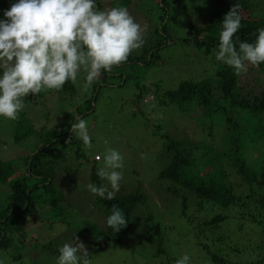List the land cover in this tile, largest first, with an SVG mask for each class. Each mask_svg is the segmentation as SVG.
<instances>
[{
  "label": "rangeland",
  "instance_id": "1",
  "mask_svg": "<svg viewBox=\"0 0 264 264\" xmlns=\"http://www.w3.org/2000/svg\"><path fill=\"white\" fill-rule=\"evenodd\" d=\"M99 1L103 11L112 8L113 2L117 0ZM165 2L167 14L161 8L160 0H130L126 6L137 23L148 25L145 39L169 36L167 45L159 50L158 58L153 59L150 65L129 64L104 79L100 77L87 88L84 80L86 73L81 71L73 82L75 91L45 93L42 90L43 95L37 102L23 100L25 107L20 112L24 113L29 125L36 130L42 126L44 129H71V123L76 122L73 116L84 119L89 128L92 147L85 146L73 133L75 143L56 145L53 152L50 151L45 157L51 160L48 169L52 172L56 193L64 200L48 212L53 220L49 221L50 224H38L40 219H30L33 229L28 231L27 238L31 240L32 248L27 245L22 251L21 260L13 259L12 256L10 258L8 253H4L0 264H56L58 248L70 243L75 233L90 253V264H174L184 254L191 257L190 264H212L206 248L209 242L204 234L196 237L193 226L180 216L177 201L163 200L161 188L164 183L158 178L165 162L161 157V134L166 133L175 139L184 140L189 137L192 141L206 144L205 141L209 142V139L204 141L202 125L212 123L214 135H221L223 125L216 116H200L199 109L188 114V111L180 110L167 100L165 104L159 102L165 100L164 91L176 89L185 79L210 76L221 64L215 59L217 50L205 53L204 49L183 41L190 36V26L205 25L216 12V1ZM249 2L253 6L252 15L264 17V0ZM164 25V34L155 32ZM256 74L258 81L255 80ZM246 75L243 90H254L264 84L262 73L250 71ZM156 87L157 90L160 88L158 92ZM138 93L145 99L138 100ZM151 94L155 97L151 98ZM89 99L90 107L87 110L86 100ZM79 108L85 113L81 114ZM15 121L0 116V158L13 161L17 167L10 181L15 179L17 173L24 171L26 156L41 146V136L34 134H27L16 140ZM25 131L24 127L19 129V133ZM242 131L243 127V134ZM70 133L71 131L68 136ZM220 145V148L225 149L222 147L226 145L225 142H219ZM263 146V142L255 146L246 142V149L243 150H246V159H256V155L264 150ZM109 148L117 150L123 156V168L117 169L122 173L121 190H138L147 195L146 203L140 209L143 218L151 215L161 224L163 253L158 254L156 251V235L141 233L140 229L133 228L132 221L122 243L109 242L98 246L92 244L85 225L93 224L101 228L104 209L97 202L95 194L88 191L87 185L93 184L91 167H104L103 155ZM95 154L101 157L100 161H93ZM98 181L100 184L106 183L100 178ZM256 200L257 196H253L248 199L246 206H241L248 210H242V219L238 218V208L229 211L219 207H214L213 211L203 208L196 213L195 225L214 215L225 212L230 215L227 220L219 221L210 230L223 237L221 248H229L224 253L228 264H259L264 260V208L256 207ZM38 209L43 211L44 208ZM251 215L259 223L253 221ZM140 235L142 238H139ZM198 241L204 244L203 247L197 244ZM44 244L55 251L52 253L49 249H43Z\"/></svg>",
  "mask_w": 264,
  "mask_h": 264
},
{
  "label": "trees",
  "instance_id": "2",
  "mask_svg": "<svg viewBox=\"0 0 264 264\" xmlns=\"http://www.w3.org/2000/svg\"><path fill=\"white\" fill-rule=\"evenodd\" d=\"M165 1L160 0L161 8L167 14L168 8ZM215 1L216 12L206 21L205 25L190 26V36L183 39L184 42H191L198 49H204L205 53H210L211 50L218 51L219 33L222 30L221 22L224 15L237 2V0ZM15 2L16 0H0V19L4 18L3 11ZM129 2L130 0H117L113 2V7L126 8ZM238 2L241 28L233 37L237 48L236 37H239V41L251 43L255 40L256 30L264 28V17L252 15L253 6L249 0H238ZM95 3L96 9L101 10L100 1L95 0ZM164 30L165 25L157 28L155 32L164 34ZM145 40L144 46L134 51L127 62L118 67L114 66L111 72L102 70L101 77L104 79L110 73L133 63L150 65L153 59L158 58L159 50L167 45L169 36ZM250 71L264 75V62H261L259 67L249 65L248 70L239 75L221 62L210 76L185 79L178 84L176 89L164 91L165 100L159 102L165 104L167 100L180 110L188 111V114L199 109L200 116H216L223 125L221 135L213 134L212 123L208 126L202 125L204 141L209 139V142L205 141L206 144L192 141L189 137H185L184 140L175 139L166 133L161 134L163 139L161 157L165 162L158 173V178L164 183L161 188L163 200L177 201L180 216L193 226L196 237L204 234L210 244H206V248L212 264L229 263L224 255L229 248H221L220 244L223 237L215 235L216 232L210 230L213 225L227 220L230 215L227 212L214 215L202 222H196L195 225L193 223L197 219L196 213L203 208L207 211H213L214 207L227 211L238 208L240 209L238 218L242 219V210H248L241 206H246L248 199L253 196H257L256 207L264 208V150L259 152L253 161L246 159V150L243 152L244 148L246 149V142L251 146L260 142L264 143V84L254 90H243L246 74ZM257 77L256 74V81H258ZM67 90L75 91L72 81L66 82L61 90H46L45 93ZM158 90L156 87L157 92ZM42 95L41 92L36 95L29 94L23 100L37 102ZM150 96L155 97L153 94ZM137 98L140 100L142 94L138 93ZM90 100H86L87 110L90 107ZM78 110L81 114L85 113L81 108ZM18 115L19 118L15 121L17 127L15 139L19 140L24 135L34 134L37 137L41 136V146L26 156L24 171L17 173L18 176L16 175L11 181L10 178L17 171L16 164L11 160L0 158V259L2 254L8 253L10 258L12 256L13 259L21 260L22 251L27 245L32 248L31 240L27 238L28 231L33 229L30 226V219H40L38 224L53 222L48 212L54 210L64 198L56 193L54 178L51 170L48 169V163L51 160L45 157L50 151L53 152L56 145L64 143L69 137L71 139L68 143L73 144L76 141L72 132L68 136L71 131L69 127L58 130L55 127L44 129L42 126L36 130L29 125L24 113L19 112ZM21 127H24L26 131L19 133ZM242 127L243 134L241 133ZM219 142L226 143L222 146L225 149L220 148ZM79 154V147H77V155ZM93 161L98 160L93 158ZM90 170L91 181L95 185H100L96 174L98 169L92 166ZM95 197L104 209V216L101 228L93 224L85 225L92 244L98 246L109 242L122 243L132 221L133 228L140 229L141 233L156 235L158 239L156 251L158 254L164 252L161 224L151 215L143 218L140 209V206L146 203L145 193L138 190L122 191L120 188L114 200L109 201L97 195ZM112 204H117L122 209L128 221L119 232H115L106 225V217L111 214ZM38 208L44 209L41 211ZM251 219L255 221L252 215ZM139 238H142V235ZM197 244L201 247L204 245L200 241ZM45 248L52 253L55 251L50 246L46 247V244L43 245V249ZM260 263H264V260Z\"/></svg>",
  "mask_w": 264,
  "mask_h": 264
},
{
  "label": "clouds",
  "instance_id": "3",
  "mask_svg": "<svg viewBox=\"0 0 264 264\" xmlns=\"http://www.w3.org/2000/svg\"><path fill=\"white\" fill-rule=\"evenodd\" d=\"M3 17L0 19V116L8 120L19 118L25 107L23 99L29 94L61 90L66 82H75L81 71L86 73L85 88L90 87L101 77L102 70L111 72L114 66L127 62L133 51L141 49L148 31V25L137 23L127 8L116 6L101 11L96 9L95 0H16L3 11ZM240 28L237 0L221 22L215 56L237 75L246 72L249 65L259 67L264 62V28L256 30L251 43L236 37L237 48L233 37ZM73 117L76 122L71 123V132L91 148L86 121ZM103 160L104 167L96 174L106 183H89L87 189L111 201L121 187L122 173L117 169L123 168V156L109 148ZM127 222L122 209L112 204L106 225L119 232ZM58 252L56 264H90V253L76 233ZM190 260L184 254L174 264H190Z\"/></svg>",
  "mask_w": 264,
  "mask_h": 264
},
{
  "label": "built area",
  "instance_id": "4",
  "mask_svg": "<svg viewBox=\"0 0 264 264\" xmlns=\"http://www.w3.org/2000/svg\"><path fill=\"white\" fill-rule=\"evenodd\" d=\"M97 156H99V155H95V157H94V158H95V159H97V158H96ZM97 160H98V159H97Z\"/></svg>",
  "mask_w": 264,
  "mask_h": 264
},
{
  "label": "water",
  "instance_id": "5",
  "mask_svg": "<svg viewBox=\"0 0 264 264\" xmlns=\"http://www.w3.org/2000/svg\"><path fill=\"white\" fill-rule=\"evenodd\" d=\"M70 136V135H69Z\"/></svg>",
  "mask_w": 264,
  "mask_h": 264
}]
</instances>
